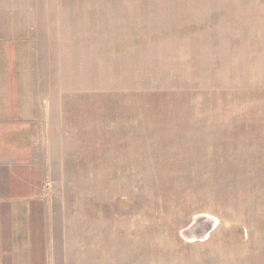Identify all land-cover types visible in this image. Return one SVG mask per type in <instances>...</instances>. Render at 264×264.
<instances>
[{"label":"rangeland","instance_id":"rangeland-1","mask_svg":"<svg viewBox=\"0 0 264 264\" xmlns=\"http://www.w3.org/2000/svg\"><path fill=\"white\" fill-rule=\"evenodd\" d=\"M0 36L57 104L44 262L241 260L218 216L264 214V0H0Z\"/></svg>","mask_w":264,"mask_h":264},{"label":"crops","instance_id":"crops-1","mask_svg":"<svg viewBox=\"0 0 264 264\" xmlns=\"http://www.w3.org/2000/svg\"><path fill=\"white\" fill-rule=\"evenodd\" d=\"M36 55L24 40L0 36V264H22L24 257L29 264H47L43 251L49 250L52 227L46 194L48 164L51 167L49 143L42 138V130L49 126L51 114L57 113V104L50 110V93L41 92ZM64 104L62 98L60 113ZM249 201L264 203V196ZM218 218L224 223L223 236L230 235L233 227L244 229L242 258L210 263L264 264V227L256 220L264 219V214L236 208Z\"/></svg>","mask_w":264,"mask_h":264},{"label":"water","instance_id":"water-1","mask_svg":"<svg viewBox=\"0 0 264 264\" xmlns=\"http://www.w3.org/2000/svg\"><path fill=\"white\" fill-rule=\"evenodd\" d=\"M207 231H209V230H207Z\"/></svg>","mask_w":264,"mask_h":264}]
</instances>
